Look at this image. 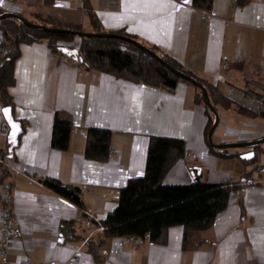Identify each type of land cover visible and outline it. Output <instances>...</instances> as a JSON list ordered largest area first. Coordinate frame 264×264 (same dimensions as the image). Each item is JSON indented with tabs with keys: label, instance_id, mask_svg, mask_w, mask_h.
<instances>
[{
	"label": "crops",
	"instance_id": "0c3cea01",
	"mask_svg": "<svg viewBox=\"0 0 264 264\" xmlns=\"http://www.w3.org/2000/svg\"><path fill=\"white\" fill-rule=\"evenodd\" d=\"M86 8L102 31L123 32L156 48L232 104L250 111L246 101L230 98L222 79L234 73L264 81V0H250L244 6L236 0H213L207 13L193 9L191 0H54L52 5L44 0H0V15L32 22L36 15L48 16L82 28L87 25L91 32ZM18 49L9 94L14 119L25 125L13 159L6 160L10 174L0 188V211L10 209L15 218L16 235L6 255L9 263L62 264L73 259L72 264H264V175L256 172L252 177V170H242L236 161L251 164L239 157L225 159L209 152L208 115L194 102L192 86L179 83L167 92L116 79L105 71H87L53 55L43 43L21 44ZM217 110L220 124L214 144L264 139V116L253 120L231 107ZM56 113L72 125L64 152L50 146ZM3 122L1 109L0 151L8 144L7 134L1 132ZM87 129L110 132L106 162L84 157ZM151 137L185 143V158L172 167L163 185H187L192 176L207 184H226L232 188L227 208L209 230L187 233L185 242L181 227L167 231L164 245L109 239L100 249L98 263L86 243L98 239L100 222L115 208L118 191L143 177ZM259 150L264 155L261 145ZM253 153L259 164L252 168L263 162ZM44 180L78 188L83 208L52 193ZM62 222L76 224L77 240H61Z\"/></svg>",
	"mask_w": 264,
	"mask_h": 264
},
{
	"label": "trees",
	"instance_id": "16d2710c",
	"mask_svg": "<svg viewBox=\"0 0 264 264\" xmlns=\"http://www.w3.org/2000/svg\"><path fill=\"white\" fill-rule=\"evenodd\" d=\"M250 0H236L238 6L246 5ZM54 0H44L45 5H52ZM213 0H191V7L200 12H209ZM88 22L92 28L90 34H112L136 41L123 32H104L89 9H85ZM35 21L29 24L55 30H69L84 32L82 26L67 24L48 16L36 15ZM0 36L7 51L0 58V107L2 112L7 109L4 121L8 126V144L4 151H0V161L13 159L24 130V123L14 119L13 99L9 89L14 84V62L18 58L21 44L43 43L50 52L66 58L78 67L87 71L107 72L116 79L131 83L144 84L150 87L173 92L179 83L190 86L179 80L145 52L133 45L117 39H79L76 47L73 43L76 37L71 35L47 34L40 30H32L23 24L12 20L0 21ZM142 46L157 55L164 63L179 73L193 78L202 85L207 92L210 104L215 111L219 106L232 108L236 113L248 118H256L251 111L232 104L215 87L185 70L180 64L166 55L161 54L154 47ZM195 91L194 102L204 105L201 92ZM208 115L207 133L212 125L213 117ZM9 121L12 126L9 125ZM15 125V127H13ZM72 125L70 120L55 114L50 146L52 149L64 152L69 147ZM207 142V141H206ZM209 148V146H208ZM260 149V146L256 147ZM254 151L255 150H250ZM209 152L221 158L240 157L225 155L224 151ZM185 143L177 139L151 137L148 142L144 175L141 179L131 181L126 187L118 191L115 208L100 222L102 232L96 241H88L86 250L96 262H102L100 249L104 243L113 238L129 237L134 244L147 242L152 245H164L167 231L173 227H181L184 231V242L187 233H201L209 230L216 217L227 208L232 188L226 184L203 183L198 176H192L190 183L183 186H165L163 180L172 167L186 156ZM110 155V132L100 129L86 130V144L84 157L87 160L104 163ZM257 163V155L247 162ZM264 164L254 166L252 171L263 174ZM9 170L0 164V188L9 177ZM248 174H244L247 177ZM42 184L52 193L62 197L79 208H83L80 191L73 186L62 185L54 180H44ZM4 204V202H2ZM9 207V206H8ZM74 222H62L59 225V236L63 242L77 240Z\"/></svg>",
	"mask_w": 264,
	"mask_h": 264
},
{
	"label": "built area",
	"instance_id": "2783aa9c",
	"mask_svg": "<svg viewBox=\"0 0 264 264\" xmlns=\"http://www.w3.org/2000/svg\"><path fill=\"white\" fill-rule=\"evenodd\" d=\"M7 51V47L3 46V39L0 37V58ZM224 69H228L227 65L223 66ZM223 84L225 85L230 98L233 100L241 99L247 102V108L255 114L264 116V81L257 80L255 78L241 74L237 77L234 73H228L222 79ZM1 111V108H0ZM1 132L4 134L8 133V126L6 122L1 124ZM5 168H8L6 161H0ZM0 256H3L4 259L0 264H11L7 261L6 255L7 251L10 248L14 237L16 235L15 231V218L12 214V211L3 210L0 211ZM125 240L131 244L135 243V240L129 237H125ZM73 259L66 261L62 264H72ZM24 264H32L31 262H24ZM41 264H52L44 262Z\"/></svg>",
	"mask_w": 264,
	"mask_h": 264
},
{
	"label": "water",
	"instance_id": "95a60500",
	"mask_svg": "<svg viewBox=\"0 0 264 264\" xmlns=\"http://www.w3.org/2000/svg\"><path fill=\"white\" fill-rule=\"evenodd\" d=\"M3 19L15 20V21L23 24L24 26L31 28L32 30H40V31L47 33V34L71 35V36L76 37L78 39H117V40H120L123 42H127V43L133 45L134 47H136L137 49H139V50L145 52L146 54H148L149 56H151L154 60H156L158 63H160L165 69H167L169 72H171L173 75H175L179 80L188 83L190 86L198 89L201 92V95H202V98L204 101V105L213 117V122H212V125H211L208 133H207V138H206L207 144H208L210 149H212L214 151H224V150H228V149H252V148H256V147L264 144V139L252 141V142H238V143L221 144V145L214 144L212 141V136H213V133L215 132V130L217 129L218 125H219V115L217 114V112L215 111L213 106L210 104L206 89L202 85H200L196 80H194L193 78L187 77V76L179 73L178 71L172 69L171 67H169L157 55H155L153 52L148 50L146 47L142 46L137 41H134L132 39H128V38H125L122 36L112 35V34H90V33H84V32H73V31H69V30H55V29H51V28H42L39 26L29 24L24 18L17 16V15H12V14L0 15V21ZM2 115L4 116L5 119L8 120V118H6L5 111L2 112ZM9 125L12 126L10 121H9ZM239 158L242 161L248 162L254 158V153L248 152V153L242 154Z\"/></svg>",
	"mask_w": 264,
	"mask_h": 264
},
{
	"label": "rangeland",
	"instance_id": "374dc122",
	"mask_svg": "<svg viewBox=\"0 0 264 264\" xmlns=\"http://www.w3.org/2000/svg\"><path fill=\"white\" fill-rule=\"evenodd\" d=\"M82 30L84 31V33H89L90 32V28H89V26H87V25H84L83 26V28H82ZM78 42L79 41H75V43H73L74 45H76V44H78ZM218 111V110H217ZM217 114L219 115V112H217ZM233 115V114H232ZM240 115V114H239ZM235 116V115H234ZM225 117H224V115L223 114H221V122H223L225 119H224ZM240 119V121L237 123V125H238V127H240L239 125H240V122H241V120H243L242 119V117H239ZM257 118H259V115L258 116H256V118H253V120L254 119H257ZM219 124H220V116H219ZM218 134H219V125H218V127H217V129L215 130V132L213 133V136H212V141L213 142H216V138L218 137ZM264 150V144H262L261 145V150ZM249 150H255L256 151V153H258V152H261L259 149H257V148H252V149H249ZM246 151H248V149H228V150H224V152L225 153H232V152H239V153H241V152H246ZM258 155H259V153H258ZM259 156H261L260 158H259V160L261 159V160H263V162L261 161V165L262 164H264V155L263 154H261V155H259ZM236 162H238L237 164V166H240L241 168H242V170H244V171H251L252 170V166L253 165H248V166H243V165H241V163L239 162V161H236ZM232 164H235V163H232ZM257 164H259V163H257ZM263 170H264V168H263ZM256 175V172H253L252 171V177H256L255 176ZM263 175H264V173H263Z\"/></svg>",
	"mask_w": 264,
	"mask_h": 264
},
{
	"label": "snow or ice",
	"instance_id": "6c2138e0",
	"mask_svg": "<svg viewBox=\"0 0 264 264\" xmlns=\"http://www.w3.org/2000/svg\"><path fill=\"white\" fill-rule=\"evenodd\" d=\"M4 111H5V114H7L8 110L7 109H4ZM13 127H15V125H13Z\"/></svg>",
	"mask_w": 264,
	"mask_h": 264
},
{
	"label": "flooded vegetation",
	"instance_id": "af4514ba",
	"mask_svg": "<svg viewBox=\"0 0 264 264\" xmlns=\"http://www.w3.org/2000/svg\"><path fill=\"white\" fill-rule=\"evenodd\" d=\"M248 152H251V151L248 149L247 153H248Z\"/></svg>",
	"mask_w": 264,
	"mask_h": 264
}]
</instances>
